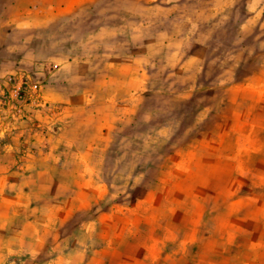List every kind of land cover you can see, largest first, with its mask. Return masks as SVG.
<instances>
[{
	"label": "crops",
	"instance_id": "obj_1",
	"mask_svg": "<svg viewBox=\"0 0 264 264\" xmlns=\"http://www.w3.org/2000/svg\"><path fill=\"white\" fill-rule=\"evenodd\" d=\"M107 2L0 0V264L17 253L26 257L21 264H264V191L239 192L247 186L242 176L264 185V155L253 169L236 161L254 131L264 129L263 71L254 82L233 77L224 90L222 102L261 105L221 106L232 110L226 121L237 133V150L225 152L221 141L198 132L163 178L154 181L135 164L132 182L123 183L120 164L138 155L141 109L152 106L149 70L141 65L152 58L119 52L123 31L130 29L124 40L135 45L132 19L139 12L119 4L117 15H129L121 17L128 22L97 23L92 16L106 13ZM257 10L262 15L263 7L250 9ZM172 40L161 46L174 49L168 56L174 66L183 43ZM203 52L197 49L191 61ZM10 76L41 83L42 101L59 106L60 116L31 101L25 111L43 128L7 123ZM239 168L242 176L233 177ZM123 187L136 192L132 204L121 198ZM140 191L145 198L135 197ZM162 203L168 209L161 212Z\"/></svg>",
	"mask_w": 264,
	"mask_h": 264
},
{
	"label": "rangeland",
	"instance_id": "obj_2",
	"mask_svg": "<svg viewBox=\"0 0 264 264\" xmlns=\"http://www.w3.org/2000/svg\"><path fill=\"white\" fill-rule=\"evenodd\" d=\"M107 3L106 13L92 16L97 23L106 17L116 24L128 22L121 17L129 15H117L116 5L119 4L124 10L137 8L139 12L137 22L132 19L134 27H137L134 31L135 45L128 47L124 39L130 34V29L123 31L119 52L124 55L139 52L141 60L147 55L152 58L150 63L141 62L149 70L147 80L151 92L147 99L152 106L149 110L141 109L137 130L140 138L135 144L137 148L134 146L133 149L138 151V155L133 154L132 157L129 153V158L120 164L124 177L122 182H132L135 164H139V171H149L154 181L163 178L162 173H167L178 159L177 153L187 151L198 132L221 141L225 152L235 151L237 133L228 130L231 121H226V115L232 110L230 107L229 110L226 107L222 110L221 106L261 105L230 104L222 100H228L229 95L224 90L232 85L231 78L234 77L233 83L254 82L259 80L258 75L262 71L264 73V0H179L175 3H168V0H108ZM255 6L258 9L263 7L262 15L256 16L259 10L250 11ZM79 20H84V16H80ZM68 35L67 30L61 32V37ZM164 39L182 41L183 58L177 65L169 63L174 49L161 46ZM200 47L204 49L203 54L192 62L191 55ZM185 63L186 71L179 72ZM183 89L186 97L179 93V90L183 93ZM213 106L218 110L210 113ZM237 112L244 118L242 107ZM148 119L150 123L146 121ZM204 119L203 126H200L197 122ZM223 119L225 122L221 124ZM252 139L250 149L237 153L238 166L253 169L264 155V129H256ZM131 149L125 147L124 151ZM237 170L235 178L242 176L241 169ZM242 177L247 186L240 188V194L258 195L264 191V185L252 174ZM134 193L123 187L121 198L132 204ZM136 195L140 199L146 196L141 191ZM157 195L163 198V191ZM159 209L166 211L168 206L162 203ZM6 259V264L26 261V257L19 253Z\"/></svg>",
	"mask_w": 264,
	"mask_h": 264
},
{
	"label": "built area",
	"instance_id": "obj_3",
	"mask_svg": "<svg viewBox=\"0 0 264 264\" xmlns=\"http://www.w3.org/2000/svg\"><path fill=\"white\" fill-rule=\"evenodd\" d=\"M8 83L13 84L14 88L10 93H5L3 105L6 106L4 120L9 124L26 123L31 128H43L42 125L35 121L31 114L26 113L25 104L37 102L40 108L48 115L58 117L62 110L59 106L52 105L42 101V85L39 82H32L30 79L24 78L22 83L16 81L13 76L7 79ZM2 122H0V125Z\"/></svg>",
	"mask_w": 264,
	"mask_h": 264
}]
</instances>
